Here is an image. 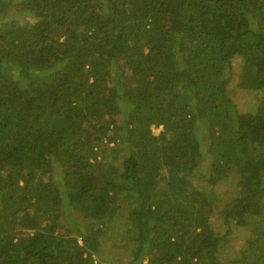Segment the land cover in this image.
Masks as SVG:
<instances>
[{"label":"trees","instance_id":"obj_1","mask_svg":"<svg viewBox=\"0 0 264 264\" xmlns=\"http://www.w3.org/2000/svg\"><path fill=\"white\" fill-rule=\"evenodd\" d=\"M123 209L127 264H264V0H0V264L106 263Z\"/></svg>","mask_w":264,"mask_h":264},{"label":"rangeland","instance_id":"obj_2","mask_svg":"<svg viewBox=\"0 0 264 264\" xmlns=\"http://www.w3.org/2000/svg\"><path fill=\"white\" fill-rule=\"evenodd\" d=\"M234 99L242 106L247 104V98L245 95L234 94ZM158 130L156 129L153 132L157 134L159 132ZM234 182L235 181L231 179L230 183H221L215 188L214 192L218 199L217 204L219 208H221L224 203L234 198L237 193L236 187L233 185ZM215 221L217 222L218 220L215 219ZM246 223H248L245 225L246 227L234 228V237L237 238V240H244L248 235V228L251 221H247ZM129 227L130 219L127 217V212L124 209L118 217H115L112 222L105 227L106 233L102 239L100 256L101 260H105L106 263L102 264H119V262L122 264L128 263L130 260L129 249L131 236ZM219 230L225 231L222 227ZM232 246L236 247L235 245ZM232 246H228V250L231 253H234L235 249Z\"/></svg>","mask_w":264,"mask_h":264}]
</instances>
